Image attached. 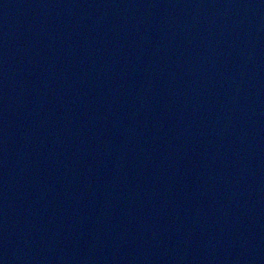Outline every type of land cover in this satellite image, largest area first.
<instances>
[{
    "label": "water",
    "instance_id": "1",
    "mask_svg": "<svg viewBox=\"0 0 264 264\" xmlns=\"http://www.w3.org/2000/svg\"><path fill=\"white\" fill-rule=\"evenodd\" d=\"M0 264H264V0H0Z\"/></svg>",
    "mask_w": 264,
    "mask_h": 264
}]
</instances>
